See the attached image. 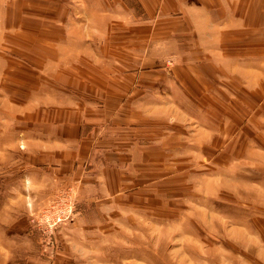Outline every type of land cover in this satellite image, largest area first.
Masks as SVG:
<instances>
[{"label": "rangeland", "instance_id": "rangeland-1", "mask_svg": "<svg viewBox=\"0 0 264 264\" xmlns=\"http://www.w3.org/2000/svg\"><path fill=\"white\" fill-rule=\"evenodd\" d=\"M106 1L0 0V55L18 67L0 85V264H264V0H237L236 15L210 23L196 16L216 31L176 11L143 23L136 3ZM44 55L62 57L47 71L69 84L57 89L88 101L77 112L106 109L110 126L143 110L132 125L146 132L143 158L122 167L121 186L77 198L22 141L43 126L28 75ZM141 64L164 81L130 103L127 87L111 84ZM59 195L72 211L50 228L68 207Z\"/></svg>", "mask_w": 264, "mask_h": 264}, {"label": "crops", "instance_id": "crops-1", "mask_svg": "<svg viewBox=\"0 0 264 264\" xmlns=\"http://www.w3.org/2000/svg\"><path fill=\"white\" fill-rule=\"evenodd\" d=\"M120 1L123 4L132 1V8H134V3L140 6L141 14L146 15L143 18V23L149 20L152 22L162 21L166 19V14L176 11L187 14L188 17L186 18L191 23V26L195 30L200 31H212L213 27L215 31L219 29L215 26L208 27L206 24L202 25L199 20H196L197 15H204L203 21L210 23L219 17L229 15V13H231L230 15H236L233 6H237L238 4L237 0ZM99 4L115 5V0L103 3L99 2ZM156 32L160 36L159 31ZM0 33L2 32L0 31ZM46 38L47 36H45L43 43L44 48H46ZM87 49L91 51L93 62L100 63L99 59L101 60L100 57H102L101 54L103 53H95L94 48ZM141 49L143 50V47ZM127 50L130 51V47H127ZM33 54L35 55V52ZM141 58L143 60V57ZM2 59L3 57L0 55V85L3 83L7 84L8 81L5 79V76L8 77L10 75L12 77L14 75V77H17V73L14 70L16 71L18 68L16 63L11 64L15 66L14 68L9 67L8 64L5 65ZM53 60L46 55L43 56V59L37 56L39 67L35 64L36 60L32 67L30 64L28 82L32 83L36 80L37 84L34 85L32 98L35 103V110L36 103H39V106L41 103L44 105L43 109H39L35 113L36 117L41 121L39 123L43 126L29 127L26 133L21 131L20 133L23 134L22 141H26L28 144L33 143V148L28 149V151H32L34 157L36 156L35 153L39 152V155H37L39 162H44L51 166L52 177L50 176V179L52 181H57L58 183L70 182V184L77 188V198L84 196L94 198L98 190L102 191V188L107 190L109 184H111V189L116 188L118 185L121 186L123 184L122 176L124 175L122 167L129 166L133 160L138 159L137 154H139V159L143 158V152H141L143 150L141 141H143V132H145L143 131V125H140L141 127L132 126L133 123L141 124L143 122V110H140L139 114L131 110L129 116H123L128 119L125 125L110 126L102 125V117H107L106 109L103 111L101 110L102 108L98 109L102 112L97 110L99 113H96V115H87L86 111L84 113V109L81 112H77L75 103H88V101H84L83 97L77 95L69 96L66 89H57V87H66L69 84L61 81V79H57L55 74L47 72L50 69L55 70L56 67L60 66L62 57L59 59L54 58ZM111 64L105 68L109 71L117 69L113 62ZM139 67L141 68L143 65L141 64ZM139 67L135 65L134 69H138ZM38 68L44 69L45 72L41 76L43 78V87L40 84L41 79L39 78V74L36 72ZM150 70L143 67L139 72H131L128 79H125L126 81H123V83L119 82L117 84L114 82L111 85L127 87L128 93L125 94L127 96L125 98L130 103L143 102L144 97L147 99V95L143 96V85L144 88H148V81H156L157 89L158 85L164 81L158 77L151 79L152 73ZM10 71L12 72L10 73ZM132 74L135 75L134 78L131 77ZM45 75H52V77H46ZM124 78H127V76ZM171 78L169 80L173 83L175 81L176 84L178 77L174 79L171 76ZM151 86L154 87L152 84ZM137 90L140 92H136ZM155 98L158 100V97ZM14 133L16 132L12 134ZM108 172L112 173V176L107 177ZM30 178V176H23L19 180L25 182ZM29 188L28 186V192H30Z\"/></svg>", "mask_w": 264, "mask_h": 264}, {"label": "built area", "instance_id": "built-area-1", "mask_svg": "<svg viewBox=\"0 0 264 264\" xmlns=\"http://www.w3.org/2000/svg\"><path fill=\"white\" fill-rule=\"evenodd\" d=\"M62 196H64V195H59V196L57 197L59 203L62 202L63 200H66L67 198H69V197H66V199H63ZM67 201H68V207H67V210H66L65 212H62L60 209H58V210H57V215H56L55 219L52 220L51 222H48V225H49L50 228H53V227H55L56 225L58 226L59 224H61V223H62V222H63V221L69 216V215H65V216L61 215V214H63V213H70V212L72 211V205H73V203H72V202L70 203V200H69V199H67ZM66 216H67V217H66ZM65 217H66V218H65ZM48 219H49V218H48Z\"/></svg>", "mask_w": 264, "mask_h": 264}]
</instances>
